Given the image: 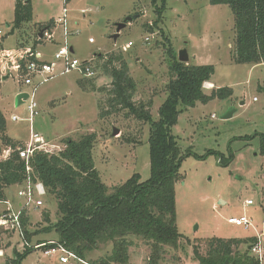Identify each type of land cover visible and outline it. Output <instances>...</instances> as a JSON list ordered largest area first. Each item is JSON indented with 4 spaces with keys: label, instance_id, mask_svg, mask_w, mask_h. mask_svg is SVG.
<instances>
[{
    "label": "rangeland",
    "instance_id": "374dc122",
    "mask_svg": "<svg viewBox=\"0 0 264 264\" xmlns=\"http://www.w3.org/2000/svg\"><path fill=\"white\" fill-rule=\"evenodd\" d=\"M30 1L31 20L22 29L9 33L14 0H0V31L6 35L2 42L4 50L32 47L35 35L31 31L39 24L62 17L64 0ZM66 4L69 27L79 32L67 39L73 48L72 58L95 66L92 78L98 89L108 86L110 78L96 68L100 63L95 57L109 53L122 56L136 83L133 101L150 104L148 110L153 121L158 120V109L166 98V86L171 79L163 43L171 45L176 57L184 49L192 66H213L212 88L203 84V94L209 96L218 88L231 90L228 98L198 101L193 108L179 107L182 111L171 133L185 155L179 167L182 178L174 186L175 222L182 240L177 251L167 250L160 264H198L193 244L205 254L207 244L199 241L208 238L244 241L258 238L260 262L264 264V149L261 143L264 95L258 91L264 84V63L235 61L232 55L234 18L230 9L225 5L211 6L209 0H168L162 21L154 26L156 15L149 0H66ZM127 16L138 17L113 40L116 26ZM129 42L133 43L131 48L126 47ZM37 49L52 61L59 48L45 40ZM61 70L59 64L57 73ZM83 79L78 70H71L40 85L33 96L38 114L28 123V101L17 106L15 95L30 93L32 89L11 74L0 83V111L6 121V136L23 148L29 142V134L36 133L49 146L46 149L49 153H57L66 138L93 134L96 136L93 165L104 185H120L134 174L140 182L147 181L151 176L149 125L133 116L127 117L126 111L101 119L98 103L104 97L96 91L81 90L78 81ZM228 112L232 117L223 120L221 117ZM11 116L18 120L13 121ZM113 129L118 131L116 136L112 134ZM6 151L9 150L2 152V159L8 157ZM8 189L11 197L15 193L14 208L18 203L24 204L17 197L15 186ZM35 199L41 200L42 206L29 205L25 210L28 222L24 229L31 247L37 242L57 240L51 226L59 219L56 200L50 193L36 195ZM246 201L251 205H246ZM240 217L250 220L251 226L227 223L228 219ZM130 241L126 264H148L150 248L139 240ZM244 249L240 247L241 251ZM25 250L18 233L0 229V264H59L52 257H44L40 250L33 249L27 256ZM111 250L107 244L84 261L88 264L100 260ZM69 264L79 263L70 261Z\"/></svg>",
    "mask_w": 264,
    "mask_h": 264
},
{
    "label": "trees",
    "instance_id": "16d2710c",
    "mask_svg": "<svg viewBox=\"0 0 264 264\" xmlns=\"http://www.w3.org/2000/svg\"><path fill=\"white\" fill-rule=\"evenodd\" d=\"M149 2L156 15L153 25L157 26L162 21L168 0ZM209 4L225 5L233 14L235 42L232 55L235 61L240 64L264 63V0H209ZM14 5L9 33L22 29L32 18L30 0H14ZM51 26L49 23L38 30L45 31ZM35 39L33 48L40 43ZM163 45L167 48L171 79L166 86V98L158 109L157 121H153L149 113L150 104L133 101L136 83L122 56L109 53L95 57L100 63L96 68L110 78L108 86L96 89L94 78L84 77L78 81L81 90L89 89L103 95V100L98 103L101 119L126 111L127 117L133 116L149 125L147 143L151 176L147 181L140 182L139 176L134 174L120 185H104L93 165L92 149L96 139L93 134L66 138L58 153L37 151L29 158L31 179L40 182L56 200L59 219L51 228L57 234V240L83 261L107 244L111 245L112 250L106 257L91 264H126L133 239L150 248L148 264H160L167 250H178L182 237L175 222L174 186L182 178L179 167L185 155L178 148L171 128L182 111L179 107L193 108L198 101L205 103L232 95L228 88H218L209 96L203 94L202 86L210 83L213 66L181 63L171 45ZM258 91L264 95V84ZM261 140L264 149V134ZM21 148L19 142L6 136V121L0 111V200L6 199V189L18 186L27 178L25 161L18 155ZM5 150L11 152L10 157L3 160L1 154ZM26 216L27 212L23 211L21 226L25 240L29 242L24 229L28 222ZM201 241L208 249L203 254L193 244L194 259L198 264H261L249 250L256 239L208 238ZM241 246L245 247L243 251ZM32 250L26 249L24 255ZM21 258L19 255L18 259Z\"/></svg>",
    "mask_w": 264,
    "mask_h": 264
},
{
    "label": "built area",
    "instance_id": "2783aa9c",
    "mask_svg": "<svg viewBox=\"0 0 264 264\" xmlns=\"http://www.w3.org/2000/svg\"><path fill=\"white\" fill-rule=\"evenodd\" d=\"M63 4L64 8L62 11V17L56 21L57 26H59L62 30V43L59 49L54 52L52 61L46 63L39 61V57H37L36 52L28 46L0 51V76L9 78V76L14 73L18 77V80H20V82L24 84V86H29L32 89L30 93H26L28 101V123H32L35 116H37L38 114L36 111V103L34 102L33 96L35 90L40 85L46 83V81H49L58 75H65V73H68L71 70H78L81 73L82 78H92L95 74L94 65H92L91 62L80 63L78 60L72 58V47L67 39L69 36L76 35L79 32L77 30L74 31L70 29L69 22H67L68 9L66 7V0L63 1ZM36 35L37 37L35 40L38 42H42L45 40L52 41L53 39V33L49 32V30L46 29L43 32L41 38L38 37V34ZM3 36L4 34L0 31V39ZM88 41L92 42L91 39H88ZM145 41L148 42L149 38L146 37ZM132 46V42H129L126 45L127 48H131ZM59 64L62 65V70L57 73V66ZM11 118L13 121L18 120V118H16L15 116H11ZM213 118L214 116H212V119ZM29 136L30 139L28 144L25 147L18 149L19 157L25 161V172L27 174V178L17 186L16 193L17 197L24 201V204L18 203V205H15L16 208H14L13 202H10L6 199L0 200V205L2 206L0 208V229L6 232L18 233L20 239L24 243V249L40 250L44 257H52L56 259L59 264H69L70 261H75L79 264H87L73 252L65 248L64 244L60 243L58 240H50V242H42L40 244L35 243V245H32V247L30 246V243L25 240L24 230H22L21 226V217L23 211H25L26 207L29 205H33L34 208L41 207L42 201L39 199H35V196H43L47 193L40 182H33V180L31 179V167L29 166V158L34 152L37 151H42L46 154L49 153L46 150L49 148V146H47L41 136H38L36 133H30ZM62 148L63 146L57 150V153L61 151ZM9 151H6L8 157H10L11 152ZM246 205H251V202L246 201ZM227 223L237 227L251 226V221L246 219L245 217H240L238 219L231 218L227 220ZM260 251L261 244L259 243V239L257 238L256 243L251 245L250 252L258 262H260Z\"/></svg>",
    "mask_w": 264,
    "mask_h": 264
},
{
    "label": "crops",
    "instance_id": "0c3cea01",
    "mask_svg": "<svg viewBox=\"0 0 264 264\" xmlns=\"http://www.w3.org/2000/svg\"><path fill=\"white\" fill-rule=\"evenodd\" d=\"M134 13H136L137 11H133ZM58 20V19H57ZM57 20H55V21H51V20H49V21H47V22H45V24H39L37 27H35L32 31H31V33H33L32 35H36V34H38V32H39V28L38 27H40V26H45V25H48L49 23H52V26H51V28H49V29H46V30H49V32H51V33H53V39H52V41H50V42H52L53 44H55V45H57L58 46V48L61 46V41H60V39H61V37L59 38V35H61L62 34V30H61V28L59 27V26H57V23H56V21ZM72 30V29H71ZM32 35H31V37H32ZM4 36H6L5 34H4ZM3 36V37H4ZM38 37H39V35H38ZM6 38V37H5ZM4 38V39H5ZM57 39H59V40H57ZM2 42H3V40H2ZM2 42H0V43H2ZM44 41H42V42H40V43H38L34 48H33V46L31 47L35 52H36V54H37V57H39V61H41V62H44V63H46V62H50L51 61V58L50 59H48V58H45V56H43L44 55V52L43 51H39L37 48L40 46V45H42V43H43ZM3 44V43H2ZM18 48H23V47H18ZM15 49H17V47L15 48ZM4 50V48H3V45H2V50L1 51H3ZM72 51H73V48H72ZM56 52V51H55ZM188 57V56H187ZM189 62H190V58H189ZM189 62L188 63H186V64H188V65H190L189 64ZM0 83L1 82H5L6 80H7V78L6 77H4V76H0ZM206 84H208V86H210L211 88H212V84L211 83H206ZM18 93H23V92H17L16 93V95L18 94ZM15 95V96H16ZM11 138V137H10ZM14 140V139H13ZM15 141V140H14ZM16 188H17V186H15ZM8 190L9 189H6L5 190V193H6V200H8V201H10V202H13L14 203V201H15V193H12V197L10 196L11 195V193H9L8 192Z\"/></svg>",
    "mask_w": 264,
    "mask_h": 264
},
{
    "label": "water",
    "instance_id": "95a60500",
    "mask_svg": "<svg viewBox=\"0 0 264 264\" xmlns=\"http://www.w3.org/2000/svg\"><path fill=\"white\" fill-rule=\"evenodd\" d=\"M138 16H127L125 17L122 22H120V24H118L116 26V32L115 34L112 36V39L116 41V39L118 38L119 36V33L120 31L125 28L127 26V24H130L133 22L134 19H136ZM44 30L42 31H39L38 32V35H39V38L42 37V34H43ZM71 52H72V49H71ZM177 57H178V61L181 62V63H188L189 61V57H187V54H186V51L184 49H181L177 52ZM27 100V94L26 93H18L16 96H15V103L17 106L23 104L25 101ZM232 117V114L231 113H227L225 115H223L221 118L223 120H227L229 118ZM118 133L117 130L113 129L112 131V134L113 136H116ZM251 249V246L249 247V250Z\"/></svg>",
    "mask_w": 264,
    "mask_h": 264
},
{
    "label": "bare ground",
    "instance_id": "6f19581e",
    "mask_svg": "<svg viewBox=\"0 0 264 264\" xmlns=\"http://www.w3.org/2000/svg\"><path fill=\"white\" fill-rule=\"evenodd\" d=\"M207 86H208V84H207ZM208 88H210L211 89V87L209 86Z\"/></svg>",
    "mask_w": 264,
    "mask_h": 264
}]
</instances>
